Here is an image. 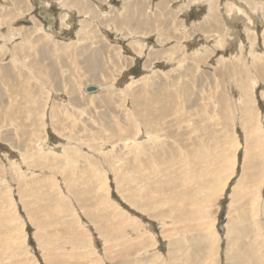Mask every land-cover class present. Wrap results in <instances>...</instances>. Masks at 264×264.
<instances>
[{
  "label": "rangeland",
  "instance_id": "1",
  "mask_svg": "<svg viewBox=\"0 0 264 264\" xmlns=\"http://www.w3.org/2000/svg\"><path fill=\"white\" fill-rule=\"evenodd\" d=\"M256 13L0 0V264H264Z\"/></svg>",
  "mask_w": 264,
  "mask_h": 264
},
{
  "label": "crops",
  "instance_id": "2",
  "mask_svg": "<svg viewBox=\"0 0 264 264\" xmlns=\"http://www.w3.org/2000/svg\"><path fill=\"white\" fill-rule=\"evenodd\" d=\"M260 2H262L263 4H264V0H259ZM253 2V1H252ZM86 3H88V2H86ZM62 4H64V1L62 2ZM61 4V5H62ZM73 4H74V6L76 5V4H79V1H75V2H73ZM252 5V7L250 6V8H251V10H256L258 7H259V5L257 4V3H252L251 4ZM71 6V5H70ZM62 7H63V5H62ZM82 8H87V6L85 5L84 7H82ZM88 10H91V8L90 7H88ZM69 12H72V11H70V10H68ZM66 12V11H65ZM73 13V12H72ZM246 13H248L249 14V12L248 11H239V10H237V12L236 13H234V17H235V15H238V17H243V18H246V16H245V14ZM256 17H259L258 16V14H256ZM258 19H260V20H264V16H262L261 15V18L259 17ZM148 21V17L146 18V22ZM148 23V22H147ZM152 23H154L153 21H152ZM149 24V23H148ZM148 24L146 25L147 27H148ZM240 24H242V26H247L246 24H243V23H240ZM240 24H238V23H236V26L239 28V26H240ZM143 24H138V26H137V28L138 29H141V30H143L145 27L143 26V27H141ZM145 25V24H144ZM263 26H264V23L262 24ZM261 25V26H262ZM164 26L165 27H169V24L167 25V24H164ZM260 26V27H261ZM163 27V26H162ZM262 32H263V34H262ZM259 34H261V35H259V37H258V41H259V44L260 45H262L263 47H264V27H263V29H261L260 31H259ZM258 41L256 42L255 41V43H258Z\"/></svg>",
  "mask_w": 264,
  "mask_h": 264
},
{
  "label": "bare ground",
  "instance_id": "3",
  "mask_svg": "<svg viewBox=\"0 0 264 264\" xmlns=\"http://www.w3.org/2000/svg\"><path fill=\"white\" fill-rule=\"evenodd\" d=\"M245 1H246V0H245ZM243 4H245V3H243ZM249 4H250V3H249ZM244 6H245V5H244ZM246 7H247V6H246ZM246 7H245V8H246ZM218 11H219V10H218ZM122 12H123V11H122ZM219 12H220V11H219ZM250 12H251V11H250ZM256 14H257V13H256ZM252 17H253V16H252ZM83 53H84V52H83ZM61 56H62V55H61ZM102 57H103V56H102ZM60 58H61V57H60ZM61 59H62V58H61ZM87 59H88V58H87ZM102 59H103V58H102ZM66 61H67V60H66ZM96 61H97V60H96ZM92 62H94V61H92ZM85 63H86V62H85ZM38 64H39V63H38ZM63 64H64V62H63ZM94 64H95V63H94ZM96 65H97V64H96ZM63 66H64V65H63ZM48 67H49V66H48ZM89 68H90V67H89ZM89 68H88V69H89ZM45 69H47V68H45ZM78 71H79V70H78ZM102 71H103V70H102ZM95 74H96V73H95ZM60 75H61V73H60ZM62 75H63V74H62ZM55 76H56V75H55ZM56 78H57V77H56ZM64 78H65V77H64ZM104 78H105V77H104ZM54 79H55V77H54ZM62 79H63V78H62ZM54 81H55V80H54ZM56 81H58V80L56 79ZM60 82H61V81H60ZM60 82H59V83H60ZM61 83H62V82H61ZM49 86H50V85H49ZM93 86H95V85H93ZM87 87H88V86H87ZM87 87L85 88V90H86L87 92H89V91L87 90ZM96 87H97V90H98V86H96ZM109 92H110V91H109ZM109 95H110V94H109ZM0 96H1V95H0ZM1 97H2V96H1ZM110 97H112V96H110ZM2 100H3V99H2ZM2 102H3V101H2ZM22 130H23V129H22ZM157 146H158V145H157ZM157 146H156V147H157ZM165 148H166V147H165ZM162 149H163V148H162ZM151 152H152V151H151ZM159 152H160V151H159ZM163 152H164V151H163ZM152 153H153V152H152ZM154 154H155V153H154ZM158 154H159V153H158ZM158 154H157V155H158ZM150 155H151V154H150ZM157 155H156V156H157ZM147 159H148V158H147ZM147 159H146V160H147ZM171 159H172V158H171ZM154 160H155V159H154ZM161 166H162V165H161ZM258 194H259V193H258ZM259 197H260V196H259ZM259 197H258V198H259ZM257 202H258V201H257ZM255 203H256V201H255ZM261 206H262V205L260 204V207H261ZM254 207H255V206H254ZM256 209H257V208H256ZM258 210H259V209H258Z\"/></svg>",
  "mask_w": 264,
  "mask_h": 264
},
{
  "label": "water",
  "instance_id": "4",
  "mask_svg": "<svg viewBox=\"0 0 264 264\" xmlns=\"http://www.w3.org/2000/svg\"><path fill=\"white\" fill-rule=\"evenodd\" d=\"M87 90H88L89 92H92V91H95V90H97V87H96V86H93V85H91V86H88V87H87Z\"/></svg>",
  "mask_w": 264,
  "mask_h": 264
}]
</instances>
